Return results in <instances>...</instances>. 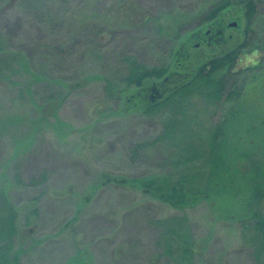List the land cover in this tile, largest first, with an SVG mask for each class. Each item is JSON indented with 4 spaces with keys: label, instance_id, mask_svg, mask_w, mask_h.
<instances>
[{
    "label": "rangeland",
    "instance_id": "rangeland-1",
    "mask_svg": "<svg viewBox=\"0 0 264 264\" xmlns=\"http://www.w3.org/2000/svg\"><path fill=\"white\" fill-rule=\"evenodd\" d=\"M45 1L40 9L33 0H0V53L4 44L7 53L46 69L45 78L34 81L21 61L11 70L0 64V194L18 211L21 264H153L151 223L180 210L114 179L160 173L158 150L130 161V149L154 139L160 124L142 114L135 92L109 98L99 77L111 75L124 52L143 62L161 60L169 50L165 40L195 28L216 0ZM257 4L248 37L243 5L234 4L224 21L227 36L248 42L236 67L246 77L241 104L264 124V0ZM86 15L101 24L111 15L113 27L85 32L80 19ZM161 26L167 38L160 36ZM87 75L96 79L72 88ZM236 205L225 196L186 211L199 247L197 264H253L240 252Z\"/></svg>",
    "mask_w": 264,
    "mask_h": 264
},
{
    "label": "trees",
    "instance_id": "trees-1",
    "mask_svg": "<svg viewBox=\"0 0 264 264\" xmlns=\"http://www.w3.org/2000/svg\"><path fill=\"white\" fill-rule=\"evenodd\" d=\"M97 1L92 0V6ZM33 2L40 9L46 4L45 0ZM234 4L243 5L244 33L248 37L259 13L257 0H216L195 28L168 36L165 41H169V50L161 60L143 62L131 51L124 52L111 75L99 77L105 81L109 98L120 99L135 92L142 114L160 124L154 139L138 142L130 149L132 162L151 149L158 150L161 156L156 167L160 173L114 179L180 210L151 223L155 232L153 264H197L199 247L186 211L225 196L237 204L233 217L240 228V252L246 253L253 264H264V124L259 123L260 114L241 104L246 77L243 69L236 67L249 46L246 39L239 43L225 33L228 26L224 17ZM91 19L89 15L80 19L85 32L103 34L113 27L111 15L102 24ZM159 34L167 38L164 26ZM1 45L6 54L0 53L3 68L11 70L21 61L34 81L45 78V67L35 69L25 56L7 53V47ZM100 47L91 52L93 59L100 56ZM203 47L210 51H202ZM52 50L64 56L63 49ZM99 66L102 70L103 65ZM94 79L93 75L83 76L72 88ZM217 111L222 114L215 120ZM257 154L263 159H254ZM30 184L36 185L37 180L33 178ZM17 220V209L7 195L0 194V264H21L22 252L15 249Z\"/></svg>",
    "mask_w": 264,
    "mask_h": 264
},
{
    "label": "water",
    "instance_id": "water-1",
    "mask_svg": "<svg viewBox=\"0 0 264 264\" xmlns=\"http://www.w3.org/2000/svg\"><path fill=\"white\" fill-rule=\"evenodd\" d=\"M231 26H236V23H232Z\"/></svg>",
    "mask_w": 264,
    "mask_h": 264
}]
</instances>
